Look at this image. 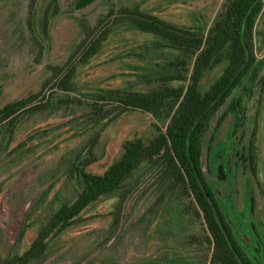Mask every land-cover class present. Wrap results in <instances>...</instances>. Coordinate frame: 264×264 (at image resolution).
<instances>
[{"label": "rangeland", "instance_id": "obj_1", "mask_svg": "<svg viewBox=\"0 0 264 264\" xmlns=\"http://www.w3.org/2000/svg\"><path fill=\"white\" fill-rule=\"evenodd\" d=\"M49 0H38L30 11V0H0V109L41 90L49 77L48 66L63 64L83 40L82 24L101 32L111 28L102 50L88 64L78 68L69 95L54 91L55 98L69 96L85 103L69 106L56 114L38 113L19 119L13 143L0 148V254L23 253L37 237L44 218L62 203L75 199L80 187L66 174V152L88 149L93 130L75 133L89 113L87 104L108 90L148 92L158 88L161 78L172 72L167 62L182 57L167 49L149 46L155 39L126 22L114 24V15L124 8L137 7L170 23L202 28L214 21L223 0H58L60 11L51 21L46 38L41 18ZM30 18L31 31L27 20ZM44 45L37 61L38 47ZM255 53L264 57V12L256 26ZM221 73L211 72L206 87ZM172 86H180L171 82ZM260 82L242 98L238 116L230 114L222 123L217 140L209 150V139L216 114L205 137L203 164L208 181L217 192L221 208L234 235L254 264H264V96ZM53 93V94H54ZM231 101V100H230ZM60 110V109H59ZM67 115L63 117L62 115ZM71 119L77 122L67 123ZM155 120L147 113L131 111L108 119L99 127L91 145L97 161L87 170L102 175L123 152V145L134 138L155 135ZM252 136L257 144V177L245 170L240 156L247 153ZM22 145L19 150L15 147ZM141 168L127 183V192L101 199L86 209L75 225L50 244L51 255L44 264H190L210 258L205 228L185 212L176 200L159 201L161 188L154 172ZM48 197L43 202L44 192ZM125 196H122V195ZM38 200V210L31 213ZM189 203L188 200H185ZM40 208V209H39ZM29 228L21 242V228ZM196 238V240H193ZM192 240V241H191Z\"/></svg>", "mask_w": 264, "mask_h": 264}, {"label": "trees", "instance_id": "obj_2", "mask_svg": "<svg viewBox=\"0 0 264 264\" xmlns=\"http://www.w3.org/2000/svg\"><path fill=\"white\" fill-rule=\"evenodd\" d=\"M37 2L30 0V11ZM59 11L58 0H49L41 18L46 38L50 21ZM263 12L264 0H223L214 21L204 30L170 23L137 7L124 8L117 15L111 11L109 16H114V24L126 22L140 33L152 36L155 41L151 42V49H167L181 53L182 57L167 62L172 72L161 78L162 84L158 88L148 92L108 90L99 99L87 104L89 113L79 125L75 124L76 119L67 123L74 122L75 133L84 128L93 130V145L94 139L99 136L98 127L103 122L131 111H141L155 120V135L150 139L127 140L120 158L102 175L87 170L97 161L91 145L85 153L84 147L67 151L63 157L67 168L65 175L80 187L77 196L73 201L51 210L25 252L20 254L13 250L6 256L0 254V264H44L51 255L53 240L71 229L80 215L96 202L127 192L128 181L141 168H146L148 173L154 172L161 188V203H165L166 199L183 203L192 220L201 222L205 228L210 258L199 257L190 264H254L234 235L217 192L208 181L203 155L205 137L220 109L227 106L216 120L209 139V150H212L225 119L230 114H240L242 98L246 93H239L235 98V92L241 89L248 92L260 82L259 89L264 96V57L257 58L254 45L256 26ZM27 24L31 31L30 18ZM82 30L84 38L69 58L63 64L48 66L50 75L39 92L0 109L1 149L12 145L20 118L38 113L53 115L61 109L66 112L69 106L85 104L69 96L55 98V93L69 95L73 91L78 68L100 53L111 32L107 26L98 33L87 24H82ZM32 40L38 47L36 59L39 61L44 45L36 37ZM216 69H221L220 75L205 87L204 80ZM171 82L180 86H172ZM55 90L57 92L54 93ZM22 147L20 144L14 150ZM256 147V139L252 136L247 153L243 151L241 154L245 170H249L254 177L257 175ZM50 189L42 194L43 202L47 200ZM38 202L36 200L30 214L38 210ZM28 228L27 225L21 228L17 242L23 240Z\"/></svg>", "mask_w": 264, "mask_h": 264}, {"label": "flooded vegetation", "instance_id": "obj_3", "mask_svg": "<svg viewBox=\"0 0 264 264\" xmlns=\"http://www.w3.org/2000/svg\"><path fill=\"white\" fill-rule=\"evenodd\" d=\"M240 162H241L243 165L245 164L244 161L241 160V156H240ZM244 166H245V165H244ZM250 174H251V173H250ZM253 177H254V176H253ZM257 179H258V177H257V175H256L255 180L258 181ZM226 218H227V217H226ZM229 224H230V223H229ZM231 228H232V227H231Z\"/></svg>", "mask_w": 264, "mask_h": 264}]
</instances>
